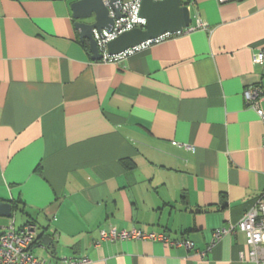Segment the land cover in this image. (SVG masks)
I'll return each instance as SVG.
<instances>
[{
	"label": "crops",
	"instance_id": "crops-1",
	"mask_svg": "<svg viewBox=\"0 0 264 264\" xmlns=\"http://www.w3.org/2000/svg\"><path fill=\"white\" fill-rule=\"evenodd\" d=\"M72 1L0 0V200L37 226L34 254L254 264L243 233H212L264 193L263 125L243 98L264 93V0H191L192 29L113 62L91 58ZM110 227L192 248L100 239Z\"/></svg>",
	"mask_w": 264,
	"mask_h": 264
},
{
	"label": "built area",
	"instance_id": "built-area-1",
	"mask_svg": "<svg viewBox=\"0 0 264 264\" xmlns=\"http://www.w3.org/2000/svg\"><path fill=\"white\" fill-rule=\"evenodd\" d=\"M106 1V0H105ZM225 2L227 0H217ZM141 0H122L120 2V15L115 17L114 12L110 10L111 16L114 18L113 26L110 30H102L101 34L94 31L98 49L102 54V61L113 62L122 59L136 50L147 47L148 45L158 42L171 34L166 33L157 38L146 40L139 45L128 48L119 54L110 55L106 51V43L115 38L123 31L132 28H143L146 19L140 15ZM196 26L205 28V24L201 19L196 20ZM193 27L189 26L188 29ZM252 61L254 64H264V48L253 54ZM243 98L248 107L252 108L263 125L262 133V149L264 151V109L260 105V101L264 99V93L260 86L251 83L243 90ZM177 144V143H174ZM186 149L191 148L190 145H183ZM36 232L35 225H24L16 228L13 223L1 227L0 232V264H88L90 261L86 256L81 257H65L56 263L46 262L44 259L36 257L29 245L34 238ZM241 232L244 234L245 243L248 245L249 258L254 264H264V193L259 195L255 203L242 217L235 223L222 226L215 229L212 233V242L219 240L224 234ZM99 237L102 240L115 239H150L170 242L168 237L162 233L145 232L139 228L130 230L116 229L110 227L108 229H100ZM174 245H181L185 248H192V243L187 239H180L170 242ZM208 246L203 252L205 254L209 250Z\"/></svg>",
	"mask_w": 264,
	"mask_h": 264
},
{
	"label": "water",
	"instance_id": "water-1",
	"mask_svg": "<svg viewBox=\"0 0 264 264\" xmlns=\"http://www.w3.org/2000/svg\"><path fill=\"white\" fill-rule=\"evenodd\" d=\"M122 0H73L70 2L73 25L80 41H87L91 58L100 60L102 54L98 49L94 31L110 30L114 18L120 15ZM191 0H141L140 15L146 19L143 28H132L123 31L106 43V51L110 55L119 54L124 50L157 38L166 33L173 34L190 26ZM12 204L8 200H0V217L12 216Z\"/></svg>",
	"mask_w": 264,
	"mask_h": 264
},
{
	"label": "trees",
	"instance_id": "trees-1",
	"mask_svg": "<svg viewBox=\"0 0 264 264\" xmlns=\"http://www.w3.org/2000/svg\"><path fill=\"white\" fill-rule=\"evenodd\" d=\"M84 44H85V46L87 45L86 44V42H84ZM10 202H11V204H12V211H13V213H12V216L10 217V219H12V223H13V225L15 226V223H14V214H15V212L18 210V205H17V202L18 201H15V200H10ZM9 219V218H8ZM10 222V223H11ZM35 225L34 223H30V221H25L24 222V224H22V225H20V226H15L16 228H21L22 226H24V225ZM35 228H36V232H35V235H34V238H33V240L31 241L32 243L29 245V248H31V251H32V253L34 254V252H33V250H32V248H33V245L34 244H36L37 243V240H38V238H36L37 237V226L35 225ZM1 229V228H0ZM1 232V231H0ZM35 255V254H34ZM36 256V255H35ZM37 257V256H36ZM39 258V257H38ZM40 259H42V258H40ZM46 262H49V263H56V262H58L59 260H61V259H58V260H56V261H48V260H46V259H44Z\"/></svg>",
	"mask_w": 264,
	"mask_h": 264
},
{
	"label": "rangeland",
	"instance_id": "rangeland-1",
	"mask_svg": "<svg viewBox=\"0 0 264 264\" xmlns=\"http://www.w3.org/2000/svg\"><path fill=\"white\" fill-rule=\"evenodd\" d=\"M14 217H15V215H14ZM12 221V219H8V218H4L3 217V219L2 218H0V223H3L2 225H0V227L2 226H6L7 224H9L10 222ZM35 252H36V254L38 253L36 250H35ZM39 254H40V252H39ZM41 255V254H40ZM42 256V255H41Z\"/></svg>",
	"mask_w": 264,
	"mask_h": 264
}]
</instances>
